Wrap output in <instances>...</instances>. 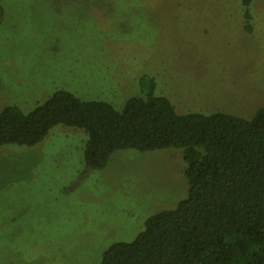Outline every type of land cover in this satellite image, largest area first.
Here are the masks:
<instances>
[{"label":"rangeland","instance_id":"374dc122","mask_svg":"<svg viewBox=\"0 0 264 264\" xmlns=\"http://www.w3.org/2000/svg\"><path fill=\"white\" fill-rule=\"evenodd\" d=\"M0 111L56 90L123 108L153 82L179 113L249 118L264 104V0H0ZM85 133L0 146V264H99L188 185L179 149L114 152L84 166Z\"/></svg>","mask_w":264,"mask_h":264},{"label":"trees","instance_id":"16d2710c","mask_svg":"<svg viewBox=\"0 0 264 264\" xmlns=\"http://www.w3.org/2000/svg\"><path fill=\"white\" fill-rule=\"evenodd\" d=\"M252 1L239 0L250 32ZM138 84L121 110L66 90L27 113L4 107L0 146L31 147L57 125L80 129L87 170L103 169L116 151L179 149L186 197L148 217L132 241L112 243L99 264H264V104L249 118L179 113L150 79Z\"/></svg>","mask_w":264,"mask_h":264}]
</instances>
